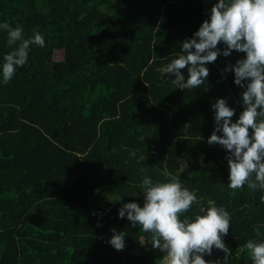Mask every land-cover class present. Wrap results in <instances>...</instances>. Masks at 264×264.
I'll list each match as a JSON object with an SVG mask.
<instances>
[{"label": "trees", "instance_id": "trees-1", "mask_svg": "<svg viewBox=\"0 0 264 264\" xmlns=\"http://www.w3.org/2000/svg\"><path fill=\"white\" fill-rule=\"evenodd\" d=\"M214 3L0 0V22L45 38L0 84V264H163L150 234L118 218L123 203L143 205L140 167L154 181L177 174L199 198L186 215L209 201L230 213L232 254L223 262L213 248L205 260L251 264L244 245L264 223V193L229 189L226 150L207 143L218 97L233 121L242 110L243 89L223 70L244 53L218 55L197 89L175 88L161 70ZM13 47L0 31V57ZM111 229L125 233L122 250L108 243Z\"/></svg>", "mask_w": 264, "mask_h": 264}, {"label": "clouds", "instance_id": "clouds-1", "mask_svg": "<svg viewBox=\"0 0 264 264\" xmlns=\"http://www.w3.org/2000/svg\"><path fill=\"white\" fill-rule=\"evenodd\" d=\"M0 31L6 33L8 46L15 45L0 57V84H7L28 62L30 46L44 47L45 38L40 32L26 37L21 25L12 26L6 21L0 22ZM218 42L222 48L217 47ZM180 47L181 51L161 69L167 78V74L174 76L168 79L180 89L206 85L207 65L218 55L228 57L233 50L244 53L223 70L231 71L233 83L243 89L242 110L233 121L235 109L225 98L218 97L211 104L214 130L207 143L226 150L229 189L236 191L246 186L249 191L264 193V0H215L208 18ZM185 66L186 78L181 72ZM187 127L186 124L185 130ZM128 156L135 157L137 164L145 160L143 155L137 157L135 150ZM138 172L141 179L137 187L143 193V205L135 201L123 203L118 218H126L150 234L152 248L163 253V264H221L219 260L204 259L205 255L211 256L213 248L224 253L226 262L232 254L223 240L229 230L230 213L209 201L206 208L186 215L199 198L181 185L177 174L165 171V179L154 181L146 168L140 167ZM120 199L121 196L115 201ZM259 199L264 203V194ZM111 231L108 243L122 250L125 233ZM253 232L254 238H249L244 247L251 264H264V223L254 225Z\"/></svg>", "mask_w": 264, "mask_h": 264}, {"label": "rangeland", "instance_id": "rangeland-1", "mask_svg": "<svg viewBox=\"0 0 264 264\" xmlns=\"http://www.w3.org/2000/svg\"><path fill=\"white\" fill-rule=\"evenodd\" d=\"M57 57L59 56V53L57 52L56 54H55ZM208 167H206V169H207Z\"/></svg>", "mask_w": 264, "mask_h": 264}]
</instances>
